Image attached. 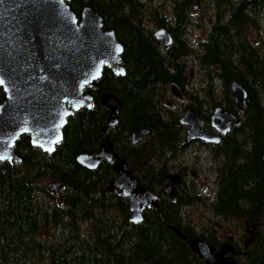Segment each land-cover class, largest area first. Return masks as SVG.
Returning a JSON list of instances; mask_svg holds the SVG:
<instances>
[{
    "label": "trees",
    "instance_id": "obj_1",
    "mask_svg": "<svg viewBox=\"0 0 264 264\" xmlns=\"http://www.w3.org/2000/svg\"><path fill=\"white\" fill-rule=\"evenodd\" d=\"M148 1L70 2L78 16L82 8L91 6L104 17V27L116 31L124 45L122 63L126 75L118 76L105 68L98 86L87 90L94 96L92 109L81 108L68 118L64 138L54 153L33 146L30 137L25 135L15 146L22 162H0V264H205L191 251L187 240L176 235L172 225L181 228L189 238L200 236L209 244L218 245L214 234L199 235L181 222L182 207L201 200L194 193L190 195L181 190L175 200L162 198L159 208H147L142 222L135 224L129 219V198L108 190L115 178L112 164L103 161L97 169H89L77 161L80 153L100 151L109 137L115 150L128 159L141 184L153 190L164 187L163 173L162 177L157 175L160 170L153 181L140 171L151 145H174L182 133L179 114L161 107L159 101L170 85L180 86L184 93H189L185 89L187 72L180 61L193 53L186 35L195 22L191 13L194 0H174L169 14L162 4ZM216 1L218 7L232 2ZM231 8L234 24L217 22L210 28L207 39L202 42L201 62L210 66L221 64L219 75L223 78L227 100L232 97L233 81L249 91L248 136L252 148L243 149L238 141L232 145L226 143L229 159L221 169L213 209L224 217L258 223L264 221V59L258 57L252 43L243 50L245 56L241 54L244 67L233 65V57L238 34L244 32L250 14L264 10V0L235 1ZM218 15L225 14L219 9ZM148 19L173 35L172 46L160 47L155 28ZM103 92L115 93L123 101L116 125L106 134L102 129L109 110L101 103ZM189 97L191 101L186 102L185 108H194L203 114L198 96L190 94ZM5 100L6 93L0 86V105ZM144 127H151L152 135L143 145H133L131 133ZM139 164L140 169L136 167ZM42 179L61 182L62 200L40 182ZM43 194L57 202L51 204L48 198V202L44 201ZM112 209L119 210L120 223L108 216ZM85 220L91 223L90 239H85L80 230ZM49 225L62 227L67 234L66 242L37 239L40 230ZM234 243L238 252L241 251V245ZM238 254L229 257L242 262L244 258ZM249 257L252 264H264V235L256 238Z\"/></svg>",
    "mask_w": 264,
    "mask_h": 264
},
{
    "label": "water",
    "instance_id": "obj_2",
    "mask_svg": "<svg viewBox=\"0 0 264 264\" xmlns=\"http://www.w3.org/2000/svg\"><path fill=\"white\" fill-rule=\"evenodd\" d=\"M72 0H0V86L6 100L0 105V162H22L15 146L21 137L28 135L33 146L52 154L64 138L68 118L81 108L92 109L94 96L86 93L87 86H98L105 68L116 75H126L122 64L124 45L114 29L104 27V17L91 6H85L77 16ZM199 3L194 5L197 10ZM155 36L163 47L173 44L172 34L164 27ZM176 96L182 93L178 86L171 88ZM231 92L243 107L247 89L233 82ZM113 100L114 104H110ZM101 103L110 109L103 132L115 126L123 106L115 93L103 92ZM220 133H226L241 120L233 112L218 106L213 121ZM188 127L186 141L201 140L218 143L216 136L205 128L203 116L194 109L187 110L180 118ZM152 133L142 128L132 134V142L140 143ZM77 161L89 169H97L103 161L113 163L115 178L108 185L112 193L129 197L130 221L139 224L147 207H160V197L148 186L139 183L129 169L127 158L115 150L113 142L106 138L101 150L83 152ZM181 181L177 174L166 176L170 198L175 200ZM60 181H53L49 189L60 198ZM249 227L248 221L246 222ZM258 224H254L252 234ZM171 228L181 240H187L192 252L206 264H240L227 258L237 253L231 243L217 248L201 237L189 238L178 226ZM253 237L245 242L249 248ZM246 252V251H245Z\"/></svg>",
    "mask_w": 264,
    "mask_h": 264
},
{
    "label": "rangeland",
    "instance_id": "obj_3",
    "mask_svg": "<svg viewBox=\"0 0 264 264\" xmlns=\"http://www.w3.org/2000/svg\"><path fill=\"white\" fill-rule=\"evenodd\" d=\"M155 5L162 4L165 13L171 12L172 3L174 0H149ZM148 1V2H149ZM236 0H232L235 3ZM199 2V7L194 10V5ZM232 2L227 1L224 7L229 6ZM215 0H194L191 5V13L195 20L187 29L186 41L192 45L198 56H188L181 60V63H185V69L187 76L185 77V89L189 93H184V96L178 97L172 94L171 85L165 92V96L160 97L159 105L166 110L172 109L182 116L185 111L186 102L191 101L190 94L197 95L198 100L202 102V113L211 115L214 111L215 102L218 105L224 103L225 88L218 82H214L210 85L211 76L215 78L216 67L208 65L204 67L201 58V41L207 38L209 30L211 28L210 19L216 11ZM255 23H250L248 38L251 39L254 45L258 46L260 56L264 58V10L260 14L252 16ZM149 24L155 28L156 23H153L151 19H148ZM247 26V27H248ZM211 73V74H210ZM180 118V117H179ZM171 173H178L181 171V167L185 166L186 170H182L185 180L189 184L193 185L194 193L200 195L201 200H195L192 204L185 205L181 209V215L184 225H190L197 234H214V237L219 238L221 241L229 235L236 238L239 235L245 233L244 223L242 220L235 217H224L215 213L213 209L214 201L217 198L219 191V181L217 175L218 163L214 161L213 157L209 154L207 149L199 146L194 147L192 151L188 150L185 153L182 151L177 153L176 156L170 160ZM148 165L143 166V170H147ZM142 171H140L141 173ZM54 181L53 179H42L40 182L49 189V184ZM158 190L160 187L157 188ZM54 193L53 190H50ZM61 197L64 195V188H59ZM55 194V193H54ZM46 195V194H43ZM44 201L51 200V204L57 202L56 199L48 198ZM53 197V196H51ZM56 197V196H55ZM48 198V199H47ZM62 200V199H61ZM62 203V202H61ZM106 213V212H104ZM119 210H109L108 216L114 218L115 221L120 223ZM90 227L91 223L87 220L82 221L80 224V230L85 239H90ZM264 233V229L262 230ZM37 239L41 241H54V242H66L67 234L60 226L49 225L40 230L36 235ZM243 248V240L238 241Z\"/></svg>",
    "mask_w": 264,
    "mask_h": 264
},
{
    "label": "flooded vegetation",
    "instance_id": "obj_4",
    "mask_svg": "<svg viewBox=\"0 0 264 264\" xmlns=\"http://www.w3.org/2000/svg\"><path fill=\"white\" fill-rule=\"evenodd\" d=\"M240 1L241 0H236V2H240ZM217 4H218V1L215 0L216 11H215L214 15L210 19L211 27L214 28V25H216L217 22L221 23V24H224V25L234 24V21H233L234 16H233V10L231 8V4L229 6H226V7H224V6L218 7ZM219 9L223 11V13L225 14L224 16L218 15ZM254 15H256V14L253 13L252 15L251 14L249 15L250 16V20H249L250 22L246 25V27H245L246 29L243 28L244 32L238 34L239 38H238V42L236 44L237 48H235L234 57H233V65H235V66H240V67H244L245 66V63L243 62V57H241V54H242V56H245V54L243 53V50L246 47L250 46V43L253 44L251 39L248 38V33H249L248 32L249 31V26L248 25L250 23H255L254 19L252 18V16H254ZM232 29L235 30L236 27H232ZM158 44L160 45V47L162 49H167V47H163L162 46V42L160 40H158ZM173 44H174V37H173ZM200 45L202 47L201 49H203L202 42L200 43ZM253 46L255 47L256 54L260 58L261 56H260V52L258 51V46L254 45V44H253ZM192 50H193V53L190 56H193V55L198 56L199 55V53L197 54V52L195 51V49L193 47H192ZM200 55H202V52H201ZM262 59H264V58H262ZM200 61H201V58H200ZM183 64L185 65L184 62H183ZM219 65H221V64H215V65L212 64L211 65V66H215L216 67V73L214 74L215 75L214 79L211 76L210 85H212L216 81L221 86H223V83H224L223 82V78L219 75V68H220ZM207 66L208 65H204L205 68H207ZM233 82H237V81H233ZM232 83H231V85H232ZM248 83L250 84L249 80H248ZM231 85H230V87H231ZM178 87L180 88V90L182 92V96H184V91L182 90V87H180V86H178ZM94 88H96V87H94ZM88 89H89V87L86 88L85 92L90 93V91H87ZM231 95H232V92H231ZM248 98H249V91H248V96H247V99H246V103H245V105L243 107L239 106V104L234 99L233 95H232L231 99H229V100H227L226 96L224 95V103H223V105H218V104H216L217 102H215L214 111H215V109L218 106H223L226 110H228L230 112H233L235 115H237L239 117V119L241 120L240 125H232L231 128L226 133H220L219 129L216 127V125L221 122V119H217L216 122H214L213 121L214 112H212L211 115H206V114L203 113L204 114V116H203V114H202L203 119L205 121V128L208 131H210L213 134H215L216 136H220V141L218 143H209V142L207 143L206 141H201V140L186 141L187 134H188V127L182 124V127H183L182 128V133H181V136L178 139V143H176L174 145L158 144V145H151L150 146V149L148 150V157H147V159L145 161L142 162V166L148 165V166H146L147 170L146 171L141 170V171H142V174L147 177V179L149 178L148 179L149 181H153L154 177L157 176V175L162 177L161 173H163L164 187L160 186L159 190H155V192H157V195L160 197V202H161L162 198H165V197L170 199V191H169V189L166 186V176L168 174H170L171 173L170 171L172 170L171 169L170 160L173 159L176 156L177 153H179L181 151L183 153H185L188 150L192 151V149L194 147H197V146H199L201 148H204V149L206 148L207 151L209 152V154L213 157L214 161L218 163V166L216 168V170H217L216 172H217L218 181H219L221 169L225 165L227 160L229 159V153H228V150H227V147H226L227 144L229 143L230 145H232L235 141H238L241 144H243V146H242L243 149L245 148L246 150H248V147L250 148V146L252 148V144H251V142L249 140L250 138L248 136V133L250 132L249 131L250 128H249V125H248L249 124V120H250L249 108H248ZM110 104H114L113 100L110 101ZM104 107L107 108L109 110V112H110V109L108 107H106V106H104ZM189 109H194V108H188V109L185 108L184 113L187 110H189ZM194 110H196V109H194ZM201 111H202V109H201ZM118 117H119V115H118ZM144 128H148V127H144ZM149 128H151V127H149ZM152 133H153V130H152ZM152 133L149 136H151ZM132 134H133V132L130 135L131 142H132ZM149 136L145 137L138 144H134L133 142H132V144L135 145V146L143 145L144 142L146 141V139L149 138ZM222 142H224L225 144L222 143ZM222 144H224V145H222ZM158 151H160V152H158ZM120 156L122 157L121 154H120ZM122 158H124V157H122ZM263 159H264V155H263ZM110 164L113 165V163H110ZM142 166H141V164H139L136 167L140 169V167H142ZM133 167H135V166L133 165ZM181 169L182 170H186V167L183 166V167H181ZM157 170H160V174L156 175ZM182 170L179 171L178 173L174 172V174L179 175L180 181H181V184H180V187H179V190H178V194L182 190L186 194H190L191 195V194L194 193L193 185L189 184V182L187 180H185V178H184L185 176H183ZM132 173H133V170H132ZM134 176L136 177L135 174H134ZM150 178H151V180H150ZM194 195H197L200 198H202L200 195H198L196 193H194ZM147 208H155V207L152 206V207H147ZM155 209H157V208H155ZM130 215H131V213H130ZM240 220H242V219H240ZM242 221L244 223V229H245V233L244 234H242V235L240 234L238 238H236V237H234L232 235H229L225 239H222V241L219 238H217V243H218V245H223V244L229 242L228 240L231 239L234 242H238V241L243 240L244 245H245V242L248 240V238L253 237L254 241L250 244L249 248H245L242 251V253L240 251L238 252L239 254L237 253L238 256H240L241 258H244V260H242V262H239L240 264H252L251 258L249 257V251H250L251 247L254 245V243L256 241V238H258V237L260 238V236H261V238L263 237L264 233L262 232V230L264 229V222L261 221V222H258V223H250V221L248 219H243ZM247 221L249 223V227H247V224H246ZM181 222L183 223L182 215H181ZM254 224H258V227L256 229H254L252 234H250L249 230L252 229V226ZM186 226L192 229V227L190 225H186ZM226 257L227 258H232V257H229V254Z\"/></svg>",
    "mask_w": 264,
    "mask_h": 264
}]
</instances>
